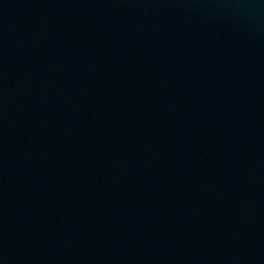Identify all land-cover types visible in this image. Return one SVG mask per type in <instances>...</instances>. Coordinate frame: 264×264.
<instances>
[{
	"label": "water",
	"instance_id": "obj_1",
	"mask_svg": "<svg viewBox=\"0 0 264 264\" xmlns=\"http://www.w3.org/2000/svg\"><path fill=\"white\" fill-rule=\"evenodd\" d=\"M0 264H264V0H0Z\"/></svg>",
	"mask_w": 264,
	"mask_h": 264
}]
</instances>
